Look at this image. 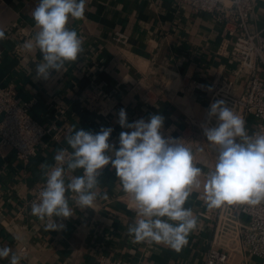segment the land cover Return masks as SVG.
<instances>
[{
    "label": "crops",
    "instance_id": "0c3cea01",
    "mask_svg": "<svg viewBox=\"0 0 264 264\" xmlns=\"http://www.w3.org/2000/svg\"><path fill=\"white\" fill-rule=\"evenodd\" d=\"M250 26L264 29V0H253ZM39 0H0V86H14L21 101L34 100L32 116L46 128L55 124L67 130L59 142L48 136L29 164L17 160L11 148L0 156V245L21 257L20 264H97L101 255L126 264H204L216 228L217 208L205 201L206 173L214 169L218 152L184 144L193 163L202 169L200 188H193L184 207L197 219L188 243L177 251L164 243L134 242L128 227L136 217L132 198L119 183L115 169L106 166L99 177L94 208L81 210L67 219L54 218L64 227L46 231L41 221L26 208L30 192L45 180L41 165H54L58 149H71L66 136L73 129L99 132L113 128L109 142L118 147L122 129L118 112L124 108L128 122L152 114L164 117L162 135L181 140L191 122L207 118L213 94L212 83L221 75L234 81L233 95L245 91L246 75L235 76L238 66L220 56L226 38L224 26L210 14H194L178 0H86L82 19H70L68 27L83 40L84 52L68 63L63 75L48 81L35 80L41 62L38 49L23 45L38 31L32 10ZM125 34L127 44L118 45L115 33ZM22 33L25 36H22ZM21 45L23 59L15 56ZM231 49L229 45V50ZM102 104L91 110L92 99ZM66 114L56 120L59 109ZM253 118L246 122L249 134ZM204 140V139H203ZM66 172L67 178L81 175ZM107 193V199L102 198ZM246 220V218H242ZM25 252H22L23 249ZM8 264V260H0ZM251 264H261L253 259Z\"/></svg>",
    "mask_w": 264,
    "mask_h": 264
},
{
    "label": "clouds",
    "instance_id": "9594fccd",
    "mask_svg": "<svg viewBox=\"0 0 264 264\" xmlns=\"http://www.w3.org/2000/svg\"><path fill=\"white\" fill-rule=\"evenodd\" d=\"M86 0H39L32 10L38 31L23 46L38 49L42 60L35 66V80L48 81L63 75L68 63L76 62L84 52L83 40L67 25L70 19H82ZM5 33L0 30V39ZM207 122L201 125L206 141L218 148L213 170L206 175L205 201L208 208L251 204L264 200V133L249 134L244 118L223 99L210 104ZM215 119V126H208ZM122 129L118 147L109 142L111 127L99 132L73 129L66 136L68 148L58 149L49 166L42 164L45 178L31 214L47 220L46 231L61 230L54 218L67 219L75 214L71 204L84 210L94 208L99 177L106 166L115 169L122 190L134 202L136 219L128 227L134 242L164 243L179 251L188 243L197 219L184 205L193 188H200L202 169L193 163L191 150L179 139L162 135L164 117L150 115L128 122L124 108L118 112ZM81 175L67 178L66 172ZM107 199V193L103 194ZM20 264L21 257L7 245H0V260Z\"/></svg>",
    "mask_w": 264,
    "mask_h": 264
},
{
    "label": "built area",
    "instance_id": "2783aa9c",
    "mask_svg": "<svg viewBox=\"0 0 264 264\" xmlns=\"http://www.w3.org/2000/svg\"><path fill=\"white\" fill-rule=\"evenodd\" d=\"M179 4L190 7L194 14H210L216 22L224 26L225 41L219 55L228 58L238 66L235 76L245 74V91L240 96L233 95L234 81L221 75L213 81L211 103L223 99L234 113L247 122L253 118L252 134L264 133V29L253 31L250 26L255 5L253 0H178ZM22 36H25L22 33ZM26 37V36H25ZM118 45L127 44L129 38L120 32L115 33ZM229 45L231 49L229 50ZM15 56L23 59L21 45L14 50ZM93 105L85 106L94 110L103 102L98 97L92 99ZM34 100L21 101L15 87L0 86V156L3 150L11 148L17 160L29 164L40 147L46 146L48 136L59 142L67 130L55 124L44 127L32 116ZM66 114L59 109L55 119ZM207 119L190 123L188 132L182 135L183 144L205 150L216 151L215 145L206 141L201 125ZM215 119L208 126H215ZM204 139V140H203ZM70 152V151H69ZM55 164V161H54ZM45 180L30 192L26 208L31 212L33 202L38 201ZM216 228L213 240L205 254L204 264H251L253 259L264 264V200L260 203L224 205L217 208ZM242 218H246L243 220ZM24 248L22 252H25ZM97 264H126L106 255L97 258Z\"/></svg>",
    "mask_w": 264,
    "mask_h": 264
}]
</instances>
